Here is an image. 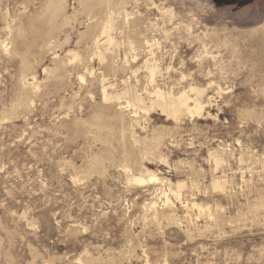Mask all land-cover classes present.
<instances>
[{
    "label": "rangeland",
    "instance_id": "rangeland-1",
    "mask_svg": "<svg viewBox=\"0 0 264 264\" xmlns=\"http://www.w3.org/2000/svg\"><path fill=\"white\" fill-rule=\"evenodd\" d=\"M138 1L0 0V264H264V0ZM157 4L199 23L166 36ZM121 9L101 60L100 24ZM152 55L159 87L207 88L201 115L104 98L134 84L148 101Z\"/></svg>",
    "mask_w": 264,
    "mask_h": 264
},
{
    "label": "bare ground",
    "instance_id": "bare-ground-1",
    "mask_svg": "<svg viewBox=\"0 0 264 264\" xmlns=\"http://www.w3.org/2000/svg\"><path fill=\"white\" fill-rule=\"evenodd\" d=\"M138 1V0H137ZM143 1V0H142ZM152 1V0H151ZM166 1V0H165ZM139 2V1H138ZM138 4V3H137ZM136 4V5H137ZM152 4V3H151ZM164 4V3H163ZM108 5V4H107ZM153 5V4H152ZM165 5V4H164ZM138 6V5H137ZM156 6V5H155ZM166 6H167V4H166ZM166 6H160L159 4H157V8H159L158 10H160V13H161V17H162V22H163V24H160V23H153L152 24V26H153V28H155V29H157V28H159L160 30L162 29L163 31H164V33H165V35L166 36H169V35H171V33H172V30H175V29H180L181 27H183V28H186L187 30L186 31H188V32H192V30H193V28H194V26L195 25H198V23H199V21H198V19H192V21L190 22V23H185V22H183V21H180V22H175V20L177 19V16H179V15H177L178 13V11L176 12V10H174L172 7H166ZM133 7V6H132ZM119 8V7H118ZM134 8V7H133ZM122 10V9H121ZM124 10V9H123ZM122 10V11H123ZM157 10V11H158ZM125 11V13L124 12H121V11H119V13H118V15L116 14V11H112V10H110L109 12H108V14H107V18L104 20V21H102L101 22V24H100V26H101V34L99 35V37H97L96 38V41H95V44H96V53H97V55L99 56V58L101 59V60H104L105 58H106V55H105V52L106 51H108L110 48H111V46H113V45H118V42H117V40H116V38L114 37V35H113V32H114V30L115 29H117V26H116V24H117V20H118V18H123V19H125V21L126 22H129L130 21V17H129V13H127L126 11H127V9L126 10H124ZM130 11H132L131 10V7H130ZM141 13V12H140ZM159 13V12H158ZM160 13H159V15H160ZM68 18V17H67ZM158 18H159V16H158ZM144 22V21H143ZM167 23L169 24V25H171L172 26V29H168L167 28ZM130 28V27H129ZM262 28V27H261ZM205 29V28H204ZM261 30H263V29H261ZM258 31H259V29H258ZM183 32V31H182ZM215 32V31H214ZM263 32H264V30H263ZM184 33H185V31H184ZM195 33V32H194ZM198 34V33H197ZM203 35H204V37L205 36H208L209 34H208V31L206 32H204V33H202ZM264 34V33H263ZM199 36L201 35V34H198ZM104 37L105 38V41L102 43V46H100V44H101V38L100 37ZM216 36V35H215ZM200 38H202V37H200ZM220 38V37H219ZM225 38H226V36H225ZM174 39V38H173ZM232 39V38H231ZM167 40H168V38H167ZM199 40V39H198ZM205 39H203V44H202V48H203V45H204V52L207 54L208 52H209V55L210 56H213V55H211V53H210V51H207V44L205 43V41H204ZM173 41V40H172ZM201 41V40H200ZM228 41V40H227ZM230 41V40H229ZM127 42L128 43H126V41H124V44L126 45V46H129V48H130V50H131V52H133L134 53V55H133V59H136V57H137V54L135 53V51H136V45H135V43L132 41V40H127ZM145 42H146V45L147 46H149V47H151V46H154L155 44H160L156 39L154 40V41H150L149 39H146L145 40ZM232 42V41H231ZM100 43V44H99ZM166 43V42H165ZM186 43V42H185ZM202 43V42H201ZM208 43V42H207ZM224 43V42H223ZM226 43V42H225ZM230 43V42H229ZM145 44V43H144ZM172 44H173V42H172ZM174 45V44H173ZM172 45V46H173ZM179 45V44H178ZM227 45V44H226ZM209 46V45H208ZM234 46H236V44H234ZM237 46H238V43H237ZM117 47V46H116ZM157 47V46H156ZM176 47V46H175ZM180 47V46H179ZM173 48V47H172ZM209 48V47H208ZM119 49V48H118ZM222 49V48H221ZM235 49H236V47H235ZM151 50V49H150ZM173 50H174V48H173ZM216 50V49H215ZM171 51V50H170ZM174 51H176V50H174ZM178 51V50H177ZM176 51V52H177ZM201 51V50H200ZM69 53H70V55L72 56V57H74V59H79L80 58V54L78 53V52H76V51H74V50H72V51H68ZM68 52H66V53H68ZM123 52V51H122ZM212 52V51H211ZM213 52H214V46H213ZM129 53V52H128ZM148 53H150V52H148ZM175 53V52H174ZM200 53V52H199ZM218 53H219V51H218ZM152 54V53H151ZM151 54H149V55H151ZM154 54V53H153ZM178 54H179V52H178ZM201 54V53H200ZM58 55V54H57ZM56 55V56H57ZM96 55V56H97ZM130 55V54H129ZM174 55V54H173ZM209 55L207 56V57H209ZM218 55V54H217ZM216 55V56H217ZM93 56V55H92ZM166 56V55H165ZM170 56V55H169ZM181 56V55H180ZM202 56V55H201ZM215 56V54H214V56H213V60H214V62L216 61V57ZM219 56V55H218ZM148 57V56H147ZM178 57H179V55H178ZM183 57V56H182ZM220 57V56H219ZM222 57V56H221ZM233 57V56H232ZM93 58V57H92ZM98 58V57H97ZM142 58V57H141ZM181 58V57H180ZM210 58V57H209ZM212 58V57H211ZM211 58H210V60H211ZM224 58V57H223ZM71 59V58H70ZM91 59V58H90ZM127 59H128V57H127ZM130 59V58H129ZM169 59L171 60V58L169 57ZM203 59V58H202ZM208 59V58H207ZM234 59V58H233ZM69 60V59H68ZM168 60V59H167ZM196 60V59H195ZM221 60H222V58H221ZM237 60V59H236ZM235 60V61H236ZM79 61V60H78ZM179 61H180V59H179ZM172 62H173V60H172ZM182 62H184L183 61V59H182ZM181 62V63H182ZM186 62V61H185ZM219 61H217V63H218ZM224 62V61H223ZM180 63V62H179ZM216 63V64H217ZM237 63H238V61H237ZM239 63H240V61H239ZM117 64V63H116ZM185 64V63H184ZM202 64V63H201ZM225 64V63H224ZM67 65V64H66ZM143 65V64H142ZM169 65V64H168ZM172 64L170 63V66H171ZM213 65H215L214 63H213ZM116 66V65H115ZM118 66V65H117ZM219 66H221L220 67V69L221 70H223V69H225V65H223L222 64V62H219ZM142 67V66H141ZM169 67V66H168ZM171 67H173V66H171ZM216 67V66H215ZM60 68V67H59ZM113 68V67H112ZM144 68L147 70V71H145V75H144V78L143 79H145V81L147 80L148 81V83L151 85V86H153V91H149V97H148V101H146V98L141 94V93H139L138 91H136L135 90V86H134V84H133V86L131 85V84H127L126 85V87L124 88V89H122L121 91H118L117 89V92H115V93H112V94H108V92H107V89L106 88H102L103 89V94H104V98L105 99H108V98H113V99H122V98H124V99H126V101H127V103H128V105H130V106H133L136 110H139V111H149V110H151V109H153V108H156V107H158V108H161L162 109V111L163 112H165L166 114H168L169 116H171V118L173 117V118H175V119H177V120H179V119H181V117L183 116V115H185V114H189V115H201L202 114V112L205 110V108H206V106H207V101H205L204 100V97L206 96V94H207V88L205 87H202V86H200V85H196V84H190L189 86H188V88L186 89H183V90H181V91H179V93H177V94H175L174 92H172V91H167V90H165V89H163V88H161V87H159L158 85H156V80H157V77L162 73V71L164 70L162 67H161V65H160V63L156 60V58H155V56H153L152 55V57H149V58H146V60H145V62H144ZM226 68H227V65H226ZM170 69V68H169ZM218 70H220L219 68H217ZM231 69V68H230ZM45 70H46V68H45ZM85 70H87V68H85ZM118 70V69H117ZM220 70V71H221ZM168 71V70H167ZM211 70L209 69V72H210ZM118 72V71H117ZM222 72V71H221ZM225 72H227L226 71V69H225ZM183 73V72H182ZM208 73V72H207ZM228 73V72H227ZM232 73V72H231ZM87 74V73H86ZM192 74V73H191ZM191 74H190V76H191ZM203 74V73H202ZM209 74V73H208ZM229 74V73H228ZM233 74V73H232ZM35 75V74H34ZM34 75H32V76H34ZM116 75V74H115ZM185 75V74H184ZM194 75V74H193ZM200 75H201V73H200ZM79 76V75H78ZM136 76V75H135ZM171 76V75H170ZM206 76H207V74H206ZM209 76V75H208ZM221 76H223L222 75V73H221ZM225 76H226V74H225ZM36 77V75L34 76V78ZM185 77H186V75H185ZM231 77V76H230ZM28 78V77H27ZM26 78V79H27ZM31 78H33V77H31ZM83 78V77H82ZM129 78V77H128ZM181 78H183V77H181ZM223 78V77H222ZM25 79V81H27ZM80 79H81V77H80ZM127 79V78H126ZM192 79V78H191ZM226 79H227V77H226ZM103 80H105L106 81V79H104L103 78ZM112 80V79H111ZM128 80V79H127ZM133 80H134V78H133ZM183 80V79H182ZM227 80H229V79H227ZM28 82V81H27ZM30 82V81H29ZM108 82V81H107ZM130 82V81H129ZM132 82V81H131ZM35 83V82H34ZM106 84V83H105ZM147 84V83H146ZM136 85V84H135ZM104 86V85H103ZM103 86H100V87H103ZM32 87H33V84H32ZM217 87H219V86H217ZM36 89V88H35ZM222 89V88H221ZM112 90V89H111ZM143 91V90H142ZM191 94L194 96H191ZM147 95V94H146ZM209 95V94H208ZM209 97V96H208ZM212 97V96H211ZM103 98V99H104ZM211 98L209 97L208 98V101L210 102L211 100H210ZM213 99V98H212ZM247 111V110H246ZM134 113V112H133ZM137 113V112H136ZM185 117V116H184ZM174 119V120H175ZM147 120V119H146ZM183 120V119H182ZM122 122V121H121ZM140 123V122H139ZM131 124V123H130ZM137 125H139V124H137ZM101 126V125H100ZM106 126V125H105ZM134 126V125H133ZM100 128V127H99ZM122 128V127H121ZM107 129V128H106ZM133 130H134V128H133ZM103 132V131H102ZM110 132V131H109ZM135 132V131H134ZM133 132V133H134ZM117 133V132H116ZM109 135V134H108ZM118 135V134H117ZM110 136V135H109ZM108 136V137H109ZM133 138V137H132ZM140 138V137H139ZM142 139V138H141ZM143 140V139H142ZM162 140V139H161ZM104 141H105V138H104ZM108 141V140H107ZM155 141V140H154ZM154 141L152 142V143H154ZM126 142V141H125ZM150 145H151V143H150ZM160 146V145H159ZM126 147V146H125ZM222 149V148H221ZM147 154V153H146ZM124 155V154H123ZM149 155V154H148ZM159 156V155H158ZM211 156L213 157V160H215V162L214 163H217L218 165H220V164H223V163H225L224 161V158H223V156L222 155H220V154H218L217 152H212L211 153ZM210 156V157H211ZM143 157H145V155L143 156ZM97 158V157H96ZM152 158V157H151ZM241 158V157H240ZM143 159V158H142ZM240 160H242V158L240 159ZM240 160H238V161H240ZM96 161V160H95ZM228 162V161H227ZM226 162V163H227ZM242 162V161H241ZM253 162V161H252ZM96 163V162H95ZM99 164V163H98ZM245 164V163H244ZM246 165V164H245ZM243 166V165H242ZM101 167V166H100ZM144 167V166H143ZM225 167V166H224ZM249 169H250V167H248ZM253 168V167H252ZM215 170V169H214ZM253 170V169H252ZM250 171V173H251V169L249 170ZM148 172V171H147ZM264 172V171H263ZM151 173V172H150ZM140 174V173H139ZM142 174V173H141ZM241 174H243V173H241ZM130 175V174H129ZM145 175V174H144ZM133 177L132 178H134V176L136 177V175L134 174V175H132ZM159 176V175H158ZM158 176L156 175V174H154V172L152 173V175L149 177L151 180H153V182H154V180H155V182H156V180L158 181V180H160V178H158ZM131 177V176H130ZM129 177V178H130ZM226 177V176H225ZM131 178V179H132ZM148 178V179H149ZM163 178V177H162ZM243 178V177H242ZM261 179L263 180L264 178L263 177H261ZM133 180V179H132ZM166 180L167 179H165V181L164 182H166ZM244 180V179H243ZM248 180V179H247ZM246 180V181H247ZM135 181H137V182H140V183H142V182H145L146 181V179L145 178H143V175L142 176H139V177H136L135 178ZM245 181V182H246ZM250 181H253V180H251L250 179ZM249 181V182H250ZM162 182V181H161ZM160 182V183H161ZM171 182V181H170ZM169 182V183H170ZM232 182V181H231ZM139 183V184H140ZM159 183V182H158ZM229 183V182H228ZM228 183H227V180H226V178L225 179H215V180H213L212 181V188L213 189H215V190H221L222 192L224 191V190H226L227 188H228ZM250 183H252V182H250ZM136 184V183H135ZM143 184V183H142ZM154 184V183H153ZM162 184V183H161ZM186 185L188 186V184H186L185 183V181L184 182H179L178 184H177V192H175L176 193V195L178 194L179 195V193H181L182 191H183V189L186 187ZM247 185V184H246ZM167 187V186H166ZM170 187V186H169ZM232 187V186H231ZM169 189V188H168ZM232 189V188H231ZM228 190H230V187L228 188ZM239 191V190H238ZM252 191V190H251ZM173 192V191H172ZM174 192H173V195H174ZM237 192V191H236ZM228 193V192H227ZM165 195H167V193L165 194ZM164 195V196H165ZM178 195L176 196L177 198H178ZM261 195V194H260ZM263 197H264V195H262ZM261 196V197H262ZM179 197H181V196H179ZM259 198H260V196H258ZM257 198V197H256ZM259 198H257V199H259ZM165 199V198H164ZM171 199V198H170ZM256 199V200H257ZM167 200V199H166ZM154 202V201H153ZM172 201L170 200V203H171ZM150 204H151V202H149ZM166 203V202H165ZM164 203V204H165ZM167 203H168V201H167ZM171 204H173V203H171ZM153 205H154V203H153ZM156 206H158V205H155V208H156ZM173 206H174V204H173ZM219 206V205H218ZM217 206V207H218ZM255 206V209L253 208V210H256V209H260V210H264V200H263V198L261 199H259V202L256 204V205H254ZM216 207V208H217ZM152 208V207H151ZM154 208V207H153ZM152 208V209H153ZM211 208V207H210ZM214 208V207H213ZM220 208V207H219ZM151 209V210H152ZM157 209V208H156ZM222 209V208H221ZM150 209H149V211H151ZM154 210V209H153ZM200 212V211H199ZM204 212V211H203ZM203 212L202 213H200V214H203ZM205 212H206V210H205ZM211 212V211H210ZM213 212H214V210H213ZM212 212V213H213ZM257 212V211H256ZM260 212V211H259ZM258 212V213H259ZM216 213V212H215ZM252 213V212H251ZM255 213V212H254ZM253 213V214H254ZM206 214V213H205ZM207 214L209 215V212H207ZM262 214V213H261ZM157 215V214H156ZM211 215H214V214H210V216ZM238 215V214H237ZM248 215V214H247ZM256 215H257V213H256ZM259 215V214H258ZM239 216V215H238ZM240 216H243V215H240ZM257 217V216H256ZM263 217V216H262ZM157 218V217H156ZM245 219H246V214H245ZM212 220H214V219H212ZM257 220V219H256ZM176 221V220H175ZM243 222V221H242ZM90 260V259H89ZM90 262V261H89ZM87 264V263H86Z\"/></svg>",
    "mask_w": 264,
    "mask_h": 264
}]
</instances>
